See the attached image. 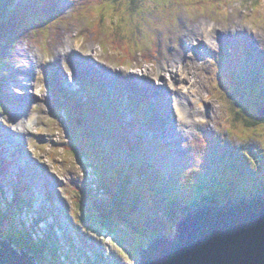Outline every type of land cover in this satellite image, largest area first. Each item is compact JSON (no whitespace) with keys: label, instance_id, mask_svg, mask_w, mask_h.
<instances>
[{"label":"rangeland","instance_id":"1","mask_svg":"<svg viewBox=\"0 0 264 264\" xmlns=\"http://www.w3.org/2000/svg\"><path fill=\"white\" fill-rule=\"evenodd\" d=\"M17 4L21 40L0 48V217L5 216L0 239L10 241L12 234L23 237L30 231L35 238L34 232L40 234L51 225L53 245L63 253L47 255L46 264H140V255L156 237L171 241L177 234L165 202L214 197L221 207L230 198L247 197V202L262 194L264 0ZM62 71L65 87L59 81ZM171 72L192 74L179 81ZM194 77L195 88L189 89ZM147 78L163 91L178 89L186 103L181 105L175 96L159 99L156 92L154 99L149 97L138 83L147 88ZM90 97L94 107L85 110L82 105L88 106ZM153 100L168 110L163 109L162 120ZM184 113H190L192 132L162 134L163 126L175 125L174 118H186ZM24 127L29 132L22 139H9L11 146L22 144L10 155L6 138L21 135ZM21 149L38 173L34 181L24 179L26 166L14 160ZM4 151L11 164H3ZM43 183L51 196L56 194L61 212H54L53 221L43 218L35 224L33 220L48 209ZM21 184L31 208L10 210L6 204L13 199L12 188L22 190ZM134 200L143 204L136 211L131 208ZM103 203L117 225L115 235L100 231L94 220H84L99 216ZM156 216L164 224L162 233L157 231L161 224L155 227L150 221ZM13 221L22 231L10 228ZM61 226L70 228L74 245L68 244L64 232L61 239Z\"/></svg>","mask_w":264,"mask_h":264},{"label":"water","instance_id":"2","mask_svg":"<svg viewBox=\"0 0 264 264\" xmlns=\"http://www.w3.org/2000/svg\"><path fill=\"white\" fill-rule=\"evenodd\" d=\"M253 199L198 209L177 224L174 239L156 237L140 264H264V200ZM9 240L0 243V264H35Z\"/></svg>","mask_w":264,"mask_h":264},{"label":"trees","instance_id":"3","mask_svg":"<svg viewBox=\"0 0 264 264\" xmlns=\"http://www.w3.org/2000/svg\"><path fill=\"white\" fill-rule=\"evenodd\" d=\"M44 2H47V0H43ZM95 2H99L101 0H94ZM17 0H0V48H7V46L16 45L20 42L21 37V30H22V21L18 20L19 15V5L16 6ZM41 4V3H40ZM22 25V26H21ZM19 37V38H17ZM112 44V43H111ZM115 45V44H114ZM131 54V52H129ZM4 84V81L1 79L0 76V99L2 95V85ZM240 119H236V122H239ZM76 150H80L79 145L74 144L73 145ZM241 172V171H240ZM241 176L243 175V172L240 173ZM106 186H104L103 191L106 192ZM264 188H261L259 190V193H264ZM217 197V196H216ZM232 199V198H230ZM28 201V198L25 194L22 193L21 190H14V199L12 201H7V206L10 207V210H17L18 208H26L29 207V205L25 204ZM219 203L216 202L214 197H200V196H193L192 199H190L188 202H182L178 199H171L164 203L165 209L168 211L169 214H171L172 220H174L175 224L179 223L181 220H183L185 217L188 216L191 212H194L195 210L203 207L202 205L208 204V206H215ZM143 204H137L135 200L133 201V204L131 208H133L135 211L142 206ZM156 205H153V209ZM104 207V210H103ZM103 207L100 209V215L99 216H86L85 221L87 223H91L92 220H94L92 223L96 227L99 228L100 231H107L112 235L116 234V227L117 225L111 220L110 209L106 207V203H103ZM193 214V213H191ZM3 218L5 219V216L3 215ZM3 218L0 217V225H2ZM150 221L152 222L153 226L157 227V223L161 224V229H158L157 231L163 232L164 224L159 219V216H156L155 218H150ZM130 223V222H129ZM36 224V223H35ZM176 224V225H177ZM31 227V226H30ZM12 229H17L16 227L11 226ZM51 230H54V228H51ZM134 230L138 233H140L139 229L134 228ZM157 234V232H155ZM42 236L37 235L38 239L33 240L27 235L23 237H16L13 241H15L18 246H20L18 249H23L33 253V258L38 264H46V256L49 255L50 257H55V255L58 256V250L59 248L54 247L53 242V236L50 234V230L47 232L44 231L41 233ZM69 236V235H68ZM70 243V242H68ZM74 245V243H72ZM58 251V252H57ZM54 254V256H53ZM95 257L97 260H100L103 262L102 255L98 254L96 252ZM99 261L95 262H88L89 264H99ZM52 262L50 261V264Z\"/></svg>","mask_w":264,"mask_h":264},{"label":"bare ground","instance_id":"4","mask_svg":"<svg viewBox=\"0 0 264 264\" xmlns=\"http://www.w3.org/2000/svg\"><path fill=\"white\" fill-rule=\"evenodd\" d=\"M47 2H50V0H47ZM51 2H53L54 3V1H51ZM16 6H18V4L16 3ZM204 34H200V39H202V38H204V36H203ZM207 36V35H206ZM207 38H208V36H207ZM85 58H87L88 59V56H86ZM39 62V60H38V57H35V60H34V63L33 64H37ZM32 65V64H31ZM22 70V68H20V71ZM190 70V72H191V69H189ZM27 68H25V69H23V77H26V79H24L23 81H25V80H27ZM32 71H34L32 68L30 69V73H29V75H28V77H30V75L32 74ZM184 71V70H183ZM176 73V75L174 74V72H171V76H173V75H175V77H172V78H174V79H179V81H184V79H185V77H189V76H191V74L192 73H189V72H187V73H185L184 75H181L179 72H175ZM173 74V75H172ZM20 75H21V73H20ZM22 76V75H21ZM162 76H164V75H160L159 74V78H162ZM59 81H60V83L62 84V86L63 87H65L66 85L63 83L64 82V72L62 71V73L61 74H59ZM138 83L140 84V85H142L143 86V88H144V90L146 91H148L149 93H150V95L151 96H149V97H152L153 99L155 98L154 96H153V92H156L157 93V95H158V97H159V99H163V98H165V100L166 99H168V98H170V97H177L178 98V101H179V103L182 105V103H183V105L186 103V102H182V98H183V96H184V94H182V93H180L179 91H178V89H176V88H174L175 89V91H173L172 93L169 91V90H167V91H163V90H161L160 89V87H162V86H156V84L154 83V84H152L153 83V80H149L148 78H147V88H145L146 86H145V84L143 83V82H141V80H139L138 81ZM196 83V81H195V77L192 79V81H190L189 82V89H194L195 87H194V84ZM22 84V83H21ZM21 84H19V85H21ZM19 85L17 86V87H19ZM16 87V88H17ZM17 90H18V92H19V89L17 88ZM27 100H29L28 98H26V101ZM154 101V100H153ZM180 104H179V106H177V109H179L178 111L180 112V110L182 111V109L180 108ZM154 108H155V111L157 112V115L159 116L158 118L160 119V120H162V118L164 117V113H163V109H165V108H163V109H160V107L162 106V105H164V103L163 102H160L159 100H157V101H154ZM186 106V105H185ZM28 111V109H25V112H27ZM165 111H168L167 109H165ZM182 114V113H181ZM190 113H184V115L185 116H187L186 118L182 115L179 119H178V121L174 118V120H175V125H173L172 126V128H171V130L172 131H175V129L176 130H180V132H182V134H187V132L186 131H184V130H182V129H187V130H189V131H191L192 132V123H191V121L188 119V115H189ZM158 123H159V121H158ZM27 126V125H26ZM245 126V125H244ZM22 127V126H21ZM20 127V128H21ZM28 127V126H27ZM27 127H24V129L23 130H21V129H19V130H21V135H9V136H7V138H6V142L8 143V141H9V139L11 138V137H13V138H15L17 141H18V138H20V139H22L23 138V134H26V133H28L29 132V129L27 128ZM246 127V126H245ZM161 131H162V129H161ZM166 132H168V133H170V130H169V127H168V129L164 132V131H162V134H165ZM1 141V140H0ZM21 142H22V140H21ZM16 146H20V147H22V144L19 142V144H16V145H13V146H11L9 143H8V145H7V152L11 155L12 154V149L13 148H16ZM138 148V147H137ZM6 151H4L3 153H2V156H3V158H2V161H3V164L4 163H9V164H11L12 162H13V160H12V158H11V156L7 153ZM27 154H26V152L24 151V149H21V154H20V156L17 158V159H15L14 158V160L15 161H18V162H21V164L22 165H25L26 166V169H25V177H24V179L25 180H27V181H30V180H33L34 181V179H33V177L35 178L36 176H38V173L35 171V169L33 168V166H32V163H30L27 159ZM144 169H146L147 171H148V169H149V167L148 166H144ZM144 175H146L147 176V173L145 172L144 173ZM44 184V183H43ZM32 186H34V184L32 185ZM44 186H45V188H46V190H45V192L43 193V196H44V194H48V196H47V198H46V203H47V207H48V209L46 210V215L45 216H43L42 218H40V217H37L36 218V221H34L33 220V222L34 223H39L40 224V222H37V220H39V219H43V218H49V220L50 219H52V218H54V216L55 217H57L55 214H54V212L55 211H60L59 209H58V207H57V204L55 203V200H57V197H56V194L55 195H52L51 196V194H50V189H49V187H48V185L47 184H44ZM26 189V188H25ZM27 190V189H26ZM22 193L23 194H25V192H24V186H22ZM30 195V194H29ZM32 196V198H33V200H34V202H35V198L33 197V195H31ZM32 200H30V198H28V201L27 202H31ZM61 212V211H60ZM52 216V217H51ZM45 219H43V220H45ZM42 222H44V221H42ZM62 227V229L64 230V234H69V233H72L71 232V230H70V228H68V229H66V226H61ZM64 239H65V236H64ZM67 242H70L71 243V241H72V237L71 236H67L66 235V239H65ZM10 242V241H9ZM12 242L14 243V241H13V239H12ZM66 242V243H67ZM70 243H68V244H70ZM12 244V243H11ZM72 244V243H71ZM57 246V245H56ZM60 246V245H59ZM19 250V252L21 253L22 251H20V249H18ZM24 252V251H23ZM24 253H28V252H24ZM28 256H30V257H32L31 255H30V253H28V255H27V257ZM29 258V257H28ZM51 262H52V260H51Z\"/></svg>","mask_w":264,"mask_h":264},{"label":"snow or ice","instance_id":"5","mask_svg":"<svg viewBox=\"0 0 264 264\" xmlns=\"http://www.w3.org/2000/svg\"><path fill=\"white\" fill-rule=\"evenodd\" d=\"M132 3H136L137 0H130ZM140 3H148L151 2L153 4H159V3H167L168 0H139Z\"/></svg>","mask_w":264,"mask_h":264}]
</instances>
